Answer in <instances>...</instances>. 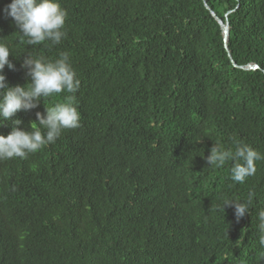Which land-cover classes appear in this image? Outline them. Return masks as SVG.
<instances>
[{
  "label": "trees",
  "instance_id": "1",
  "mask_svg": "<svg viewBox=\"0 0 264 264\" xmlns=\"http://www.w3.org/2000/svg\"><path fill=\"white\" fill-rule=\"evenodd\" d=\"M58 0L66 37L28 45L0 0L8 86H25L24 56L67 52L80 81L18 111L23 130L46 106L73 103L80 127L27 158L0 160V264H264L257 213L264 161L246 181L228 161L232 137L264 153V0ZM226 15V16H225ZM0 120V135L12 131ZM238 222L223 199L246 200Z\"/></svg>",
  "mask_w": 264,
  "mask_h": 264
},
{
  "label": "clouds",
  "instance_id": "2",
  "mask_svg": "<svg viewBox=\"0 0 264 264\" xmlns=\"http://www.w3.org/2000/svg\"><path fill=\"white\" fill-rule=\"evenodd\" d=\"M6 17H11L21 34L27 38L28 45L43 44L50 41L58 45L66 37L65 21L67 12L58 0H11L4 8ZM10 48L0 39V120L12 121V131L6 137L0 135V160L27 158L29 154L39 152L54 143L64 129L80 127V113L73 103V96L66 97V102L46 106L45 113L36 112V121L30 123L27 130L18 127L22 121L12 118L18 111L32 110L38 107L41 100L66 92L74 94L79 90L80 81L70 63L67 52H62L55 60L44 57L24 56L22 68L26 70L25 86H8L3 70L7 66L15 70L9 60ZM232 146L225 148L215 142L210 155L205 159L210 167L221 168L231 161L230 179L243 184L257 171L256 163L264 161V153L253 149L242 140L232 137ZM255 193L250 191L246 200L233 198L223 199L219 206L223 212L225 206L234 207L237 222L251 208ZM259 244L264 247V209L257 213Z\"/></svg>",
  "mask_w": 264,
  "mask_h": 264
},
{
  "label": "water",
  "instance_id": "3",
  "mask_svg": "<svg viewBox=\"0 0 264 264\" xmlns=\"http://www.w3.org/2000/svg\"><path fill=\"white\" fill-rule=\"evenodd\" d=\"M203 3H204V7L205 9H207L210 13V15L215 19V21L218 23V25L220 26V30H221V34H222V39H223V43H224V48H225V51L227 53V56L232 64V66L234 68H238V69H241V70H244V71H249V70H258L259 67L252 63V64H247L245 66H238L235 64V62H233V60L231 59V54L228 50V47H227V41H228V37H229V24L227 21H222L220 20L216 14L211 11V9H209V7L206 5L205 1L203 0ZM226 16V15H225Z\"/></svg>",
  "mask_w": 264,
  "mask_h": 264
}]
</instances>
